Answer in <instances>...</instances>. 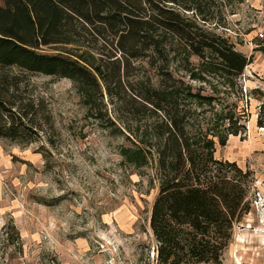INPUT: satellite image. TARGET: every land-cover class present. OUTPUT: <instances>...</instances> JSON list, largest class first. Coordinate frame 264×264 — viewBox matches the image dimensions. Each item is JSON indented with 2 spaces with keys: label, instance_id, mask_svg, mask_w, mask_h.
<instances>
[{
  "label": "rangeland",
  "instance_id": "374dc122",
  "mask_svg": "<svg viewBox=\"0 0 264 264\" xmlns=\"http://www.w3.org/2000/svg\"><path fill=\"white\" fill-rule=\"evenodd\" d=\"M191 1L172 6L242 53L241 75H225L217 60L159 30L153 36L167 60H133L120 101L103 94L94 114L70 80L34 76L51 126L29 144L0 137V264H160L149 225L161 181L150 126L172 108L135 117L145 111L133 100L143 94L140 83L159 90L174 84L178 115L196 145L210 144L214 158L249 170L240 178L246 211L221 264H264V0H197L199 15L180 7Z\"/></svg>",
  "mask_w": 264,
  "mask_h": 264
},
{
  "label": "trees",
  "instance_id": "16d2710c",
  "mask_svg": "<svg viewBox=\"0 0 264 264\" xmlns=\"http://www.w3.org/2000/svg\"><path fill=\"white\" fill-rule=\"evenodd\" d=\"M175 3L1 0L0 137L29 144L39 140L51 126L44 100L35 95L34 76L70 80L90 114L98 111L103 94L120 101L133 60H167L153 36L159 30L174 35L192 54L217 60L225 75H241L246 57L221 36L207 33L194 17L172 6ZM180 7L201 14L197 0L190 5L180 3ZM54 45L85 49L80 54L74 50H41ZM140 85L143 94L138 92L133 100L145 111L136 110L135 117L164 110L165 105L172 108L171 114L164 110L168 118L155 120L150 126L158 137L157 167L161 174L149 217L157 242V261L221 264L233 224L246 211V187L240 178L250 172L235 162L214 158L210 144L196 145L178 115L174 84L160 90L147 83ZM261 107L264 111V103ZM234 125L232 120L229 133L235 135ZM225 139L221 138V144Z\"/></svg>",
  "mask_w": 264,
  "mask_h": 264
},
{
  "label": "bare ground",
  "instance_id": "6f19581e",
  "mask_svg": "<svg viewBox=\"0 0 264 264\" xmlns=\"http://www.w3.org/2000/svg\"><path fill=\"white\" fill-rule=\"evenodd\" d=\"M239 261V260H238Z\"/></svg>",
  "mask_w": 264,
  "mask_h": 264
}]
</instances>
